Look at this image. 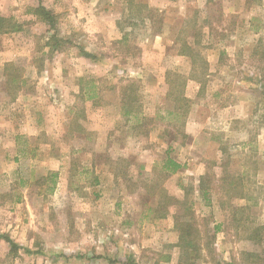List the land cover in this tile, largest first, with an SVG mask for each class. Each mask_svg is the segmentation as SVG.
Listing matches in <instances>:
<instances>
[{
  "label": "rangeland",
  "instance_id": "1",
  "mask_svg": "<svg viewBox=\"0 0 264 264\" xmlns=\"http://www.w3.org/2000/svg\"><path fill=\"white\" fill-rule=\"evenodd\" d=\"M137 3L0 0L19 27L0 35V264H186L163 196L193 203L188 264H264V205L231 216L264 200V0Z\"/></svg>",
  "mask_w": 264,
  "mask_h": 264
},
{
  "label": "trees",
  "instance_id": "2",
  "mask_svg": "<svg viewBox=\"0 0 264 264\" xmlns=\"http://www.w3.org/2000/svg\"><path fill=\"white\" fill-rule=\"evenodd\" d=\"M128 5L132 6H136L139 11L141 8H144L146 6H144L143 4L137 3V5H135V0H127ZM36 13L38 16H41L43 19L53 23V15L43 6H40L37 10ZM6 28V29H5ZM18 25L17 24H12V20L11 19H7L4 17H0V35L1 34H5L8 32H13V31H17L18 30ZM196 44V43H195ZM193 47L191 46L190 43L188 42H183V49L181 51H179V55L181 56H187L189 58H191L192 60V64L196 65V62L199 64V67L201 68V70H203L207 67V61L200 56L198 53L194 52V49H192ZM87 57L90 58H94L93 55H90L88 53H86ZM15 65L13 63L8 64L7 65V70H11L14 71L12 68ZM17 79H18V75L16 74V72L10 73L8 75V82L14 86L15 88H18L16 86L17 84ZM181 102H188L186 97H183L180 99ZM183 107V105L181 106ZM187 109V107H185ZM165 163V167L166 170H168V173H176L178 170H180L182 168V165L179 164L177 161H175L174 159H172L169 155V153H167V159L164 162ZM57 174L54 173L52 174V177H56ZM205 181V177H203L201 179V185H203ZM233 182H230V185H232ZM205 193V192H204ZM206 194V193H205ZM204 194V195H205ZM206 196V195H205ZM243 198V197H241ZM245 199L249 200L248 197H245ZM253 198H251L252 200ZM163 200L165 201L163 205L159 206V210L158 212L165 210L164 214H160L158 216V218H166L168 216V214L173 213L172 207L174 208L177 206H180L181 208H183V214L182 215H178V213H175L173 215L174 220H175V229L180 233V239H179V243H177V247H179L181 249V262H185L186 264H188V262L190 261V254L192 253H198V247H199V242L198 240L200 239L201 236V229L199 226V221L198 218L196 217V214L194 212V208H193V203H191L190 201H188L187 199H183V200H178L174 197H170V196H163ZM252 204H257L253 201ZM224 207V203L221 204ZM250 206V205H249ZM246 205V207H239L237 210H235V213H231L232 216V220H236L235 215L236 214H242L245 211H249L251 210V208ZM170 208V209H169ZM237 211V212H236ZM237 221V220H236ZM244 223H246V221H243ZM240 223V222H239ZM248 228V227H247ZM217 229L219 230V226H217ZM248 230V229H247ZM264 230V226L263 227H256L254 228V236L255 237H249L250 240L252 241H259L261 240V235L260 232ZM6 241L12 246L13 250L18 249L19 247L14 244L11 240H9L8 238L6 239ZM247 256H251V254L249 253H244ZM223 264H235L234 262L232 263H223Z\"/></svg>",
  "mask_w": 264,
  "mask_h": 264
},
{
  "label": "crops",
  "instance_id": "3",
  "mask_svg": "<svg viewBox=\"0 0 264 264\" xmlns=\"http://www.w3.org/2000/svg\"><path fill=\"white\" fill-rule=\"evenodd\" d=\"M194 85H197V83L196 82H190L189 84H188V88H190V87H192V86H194ZM198 90V89H197ZM198 92V91H197ZM197 92L195 93V95H192V94H189V95H187V98H191V99H194V98H196V96H197ZM247 104V99H244V98H241L240 96L238 97V98H236L235 99V101H233V102H230V103H227V104H218V106H219V110H221V113H238V112H240L241 111V109L244 107V105H246ZM195 119V118H194ZM260 129H261V131H264V126H261L260 127ZM205 133H209L207 130H205L204 128L203 129H200V131H199V129L197 128V132H196V130H195V128H194V125L192 126V124L189 122V123H187V127H186V130H185V135H187V136H189V137H192V138H195L198 134L200 135H204ZM209 140H211L212 142H210L211 143V145H213V147L214 148H216L217 150V152L218 151H220V153H221V156L224 158V155H225V152H224V150L222 149V147H221V144H219L220 143V141L219 140H217L216 138H214V137H210L209 138ZM184 147V146H183ZM188 150H191L190 149V147H188L187 149H186V152L188 153ZM226 162V163H225ZM223 164L222 163H220V165L222 164V165H228V162L227 161H225ZM179 164H182L181 162H178ZM263 199H264V196H263ZM246 201V200H245ZM258 204H261L262 206L264 205V200L263 201H260V203H257V204H252V203H250V208H251V211L254 209V206H256V205H258ZM246 205V204H245ZM217 208V211H219V212H225V213H227L226 212V210H225V208L221 205V204H217V205H214V208ZM218 224V223H217ZM221 224H223V223H219L218 224V226H221ZM171 243V245L173 244H175V242L174 241H171L170 242ZM169 243V244H170Z\"/></svg>",
  "mask_w": 264,
  "mask_h": 264
}]
</instances>
